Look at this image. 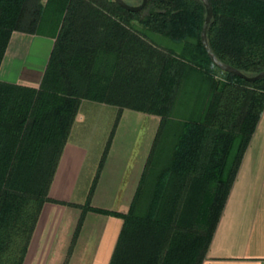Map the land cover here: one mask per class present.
I'll return each mask as SVG.
<instances>
[{
    "label": "trees",
    "instance_id": "trees-1",
    "mask_svg": "<svg viewBox=\"0 0 264 264\" xmlns=\"http://www.w3.org/2000/svg\"><path fill=\"white\" fill-rule=\"evenodd\" d=\"M209 2L215 55L246 74L264 69V0ZM204 17L201 0H147L137 11L116 0H0V64L15 29L55 38L38 86L0 79V264H22L43 203L59 201L49 187L82 99L117 112L85 202H68L82 211L63 264L87 210L123 218L109 264H200L264 109V77L208 56ZM123 107L160 116L126 212L90 202Z\"/></svg>",
    "mask_w": 264,
    "mask_h": 264
},
{
    "label": "crops",
    "instance_id": "crops-1",
    "mask_svg": "<svg viewBox=\"0 0 264 264\" xmlns=\"http://www.w3.org/2000/svg\"><path fill=\"white\" fill-rule=\"evenodd\" d=\"M54 39L47 33L13 30L0 64V79L38 86ZM124 108L129 107L122 108L90 202L126 212L145 167L160 116L146 112L150 116L142 117L151 120L152 131L145 130L138 144L122 146L117 143L116 133ZM135 118L140 120L141 116ZM83 121L79 105L49 187V195L59 201L43 203L22 264H63L65 260L82 211L80 206L68 202H85L101 156V151H93L92 137L82 133L79 126ZM138 137H132V141ZM106 172L109 179L103 180ZM83 174L87 179L80 186ZM100 188L102 201L97 198ZM77 190L82 192L79 197ZM146 202L147 191L138 200L139 212L145 209ZM107 203L111 205H102ZM122 225L121 216L87 210L67 264H109ZM200 264H264V109L243 152Z\"/></svg>",
    "mask_w": 264,
    "mask_h": 264
},
{
    "label": "rangeland",
    "instance_id": "rangeland-1",
    "mask_svg": "<svg viewBox=\"0 0 264 264\" xmlns=\"http://www.w3.org/2000/svg\"><path fill=\"white\" fill-rule=\"evenodd\" d=\"M155 37L161 43L168 41L166 39L163 41V37L159 35H156ZM199 84L201 86L200 81H199ZM190 86L191 85H189L188 90L192 89V87ZM202 86L205 87L204 85ZM192 90L194 92L196 91V89H192ZM184 92L185 91L183 90L182 92L183 96L181 94L180 97L177 98V101H176L177 104L175 105L173 115L171 118L173 122L183 117L184 116L183 114H185L183 113L182 103H188V102H184L185 97H186V95L184 96ZM116 110H117V107L111 104L93 101L90 99H82L81 104H80V111L83 114L84 121L79 127L81 128L82 133L88 134V136L90 135L92 137L94 152L101 151V154H102V151L105 147L106 140L109 136L110 129L113 125V121L116 117ZM147 114L148 113L146 112L138 111V110H134L130 108L123 109L122 119L118 125V130L116 133L117 134L116 140L119 145L123 146V144L126 145V143H128L129 146H134V144H138L139 141L143 140L141 134H144L145 130L149 132L152 131L153 126H152L151 120L142 117V116H150ZM135 116H141L142 120L140 119L141 120L140 121L139 118H135ZM173 125L171 123V126L169 127V129L172 128ZM75 133L76 132L74 130V134ZM132 137L133 138L138 137V138L134 139L135 141H132L133 140ZM93 159H95V155L93 156ZM85 174L82 175L80 186H82L83 182H85V179H87V177L84 178V176H86ZM106 179H109L108 172L105 173L103 180H106ZM80 186L78 188L79 191L82 188ZM78 190H77V197H79L82 193V192H79ZM101 193L102 191L100 188V191L97 197L99 201H102L103 199V195ZM102 205L110 206L111 204L107 203V204H102Z\"/></svg>",
    "mask_w": 264,
    "mask_h": 264
},
{
    "label": "water",
    "instance_id": "water-1",
    "mask_svg": "<svg viewBox=\"0 0 264 264\" xmlns=\"http://www.w3.org/2000/svg\"><path fill=\"white\" fill-rule=\"evenodd\" d=\"M121 6H123L126 9L132 10V11H137L140 10L147 2V0H141L139 3L133 4V3H129L125 0H116ZM205 6V17L203 20V24H202V29H201V40L202 43L207 51L208 56L211 58V60L221 69L226 70V71H230L233 72L243 78H246L247 80L253 81L259 78H263L264 77V69L253 73V74H246L245 72L241 71L239 68L226 63L222 60H220L215 53L212 51L208 39H207V28L209 25V22L212 18V14H213V9L212 6L209 2V0H201Z\"/></svg>",
    "mask_w": 264,
    "mask_h": 264
}]
</instances>
